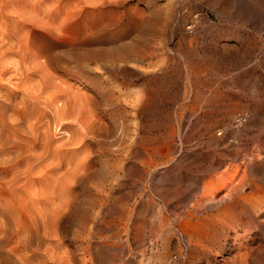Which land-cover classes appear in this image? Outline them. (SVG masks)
<instances>
[{"label":"rangeland","instance_id":"374dc122","mask_svg":"<svg viewBox=\"0 0 264 264\" xmlns=\"http://www.w3.org/2000/svg\"><path fill=\"white\" fill-rule=\"evenodd\" d=\"M0 65V264H264V0H0Z\"/></svg>","mask_w":264,"mask_h":264},{"label":"bare ground","instance_id":"6f19581e","mask_svg":"<svg viewBox=\"0 0 264 264\" xmlns=\"http://www.w3.org/2000/svg\"><path fill=\"white\" fill-rule=\"evenodd\" d=\"M77 4V3H76ZM25 16V15H24ZM34 18V17H33ZM43 19V18H42ZM1 66V65H0ZM3 66V65H2ZM6 67V66H5ZM11 69V68H10ZM20 69V68H19ZM14 70H16V69H14ZM13 70V71H14ZM35 70V69H34ZM39 71V70H38ZM26 72H27V70H26ZM28 73V72H27ZM49 75V74H48ZM50 76V75H49ZM44 79V78H43ZM48 82V81H47ZM41 85V84H40ZM39 87V86H38ZM41 87V86H40ZM56 87V86H55ZM54 87V88H55ZM59 87V86H58ZM51 88V87H50ZM53 88V87H52ZM39 90V89H38ZM35 91H36V89H35ZM51 91V90H50ZM62 91V90H61ZM57 92V91H56ZM59 93V92H58ZM53 95V94H52ZM40 98V97H39ZM57 98V97H56ZM50 99V98H49ZM51 99H53V98H51ZM59 98H57V99H55V100H58ZM13 100V99H12ZM35 100V99H34ZM69 100V99H68ZM68 100H64L65 102V104H62V107H60V108H58V110H57V107H56V110H54V108H53V110L51 111L54 115L55 114H57V115H55V116H57L58 118H60V119H63V120H65V121H68V119H70L71 120V118L73 117V116H71L72 114H70L69 113V107H68V103H69V101ZM80 100V99H79ZM39 101V100H38ZM68 101V102H67ZM80 102V101H78V100H75V102ZM58 102H61V99H59L58 100ZM63 102V101H62ZM61 102V103H62ZM72 102V101H71ZM76 102V103H77ZM73 103V102H72ZM81 103V102H80ZM70 104V103H69ZM73 105V104H72ZM71 105V106H72ZM77 105V104H76ZM55 106V105H54ZM74 106H75V103H74ZM78 106V105H77ZM77 106H75L74 108L76 109V107ZM84 106V105H83ZM52 107H53V105H52ZM51 107V108H52ZM59 107V106H58ZM22 108V107H21ZM45 109V108H44ZM12 110V109H11ZM40 111V110H39ZM56 111V112H55ZM47 112V111H46ZM72 112V111H71ZM74 113V112H73ZM84 114H85V112H84ZM79 117V116H78ZM14 118V117H13ZM73 119V118H72ZM63 120H60V122H62ZM80 120V119H79ZM64 122V121H63ZM77 121H75V123H76ZM84 122V121H83ZM13 124H14V122H13ZM19 124V123H18ZM58 124V123H57ZM79 124V123H78ZM79 125H81V123L79 124ZM61 126V125H60ZM51 127V126H50ZM23 128V127H22ZM55 128V127H54ZM86 129V128H85ZM87 129H89V128H87ZM17 130V129H16ZM94 130V129H93ZM88 131V130H87ZM83 133V132H82ZM86 134V133H85ZM88 134V133H87ZM86 134V135H87ZM91 134V133H90ZM55 135V134H54ZM66 135V134H65ZM85 135V136H86ZM58 138V137H57ZM61 138V137H60ZM79 138V137H78ZM55 139V138H54ZM68 139V138H67ZM67 141V140H66ZM7 142V141H6ZM77 142H79V141H77ZM10 143V142H9ZM11 144V143H10ZM69 144V143H68ZM61 145V144H60ZM74 145V144H73ZM62 146V145H61ZM12 148V147H11ZM34 157V156H33ZM41 159V158H40ZM46 160H48V159H46ZM45 161V160H44ZM36 162V161H35ZM58 167V166H57ZM15 168V167H14ZM53 169V168H52ZM63 170V169H62ZM45 173V172H44ZM207 189H209V188H207ZM205 190L204 192H203V198H202V200L206 203V204H208V205H210V204H214V203H216L217 202V198H216V196H215V193H214V190L211 188V189H209V190ZM234 189V188H233ZM236 192V191H235ZM241 200V199H240ZM199 202H201V201H199ZM231 205V204H230ZM225 207V206H224ZM228 207H230L229 205H228ZM233 207V206H232ZM231 207V208H232ZM238 208V207H237ZM237 208H235V209H237ZM218 211V210H217ZM226 214V213H225ZM47 217V216H46ZM42 218V217H41ZM206 218V217H205ZM43 219V218H42ZM46 219V218H45ZM199 220V219H198ZM209 220V219H208ZM185 221V220H184ZM193 221V220H192ZM48 222V221H47ZM189 222V221H188ZM209 222H210V224H211V226L212 227H214V228H219V229H224V228H227L228 230H229V220L228 219H226V218H223V219H212V220H209ZM234 222V221H233ZM235 223V222H234ZM237 224V223H236ZM198 225H200V226H203V227H205L206 228V226H207V224L204 222V221H201V222H199L198 223ZM231 226V225H230ZM200 229H201V227H200ZM199 230V229H198ZM202 230V229H201ZM200 230V232H202ZM208 230V229H207ZM223 233V232H222ZM200 234V233H199ZM209 234V233H208ZM202 235V234H201ZM188 236V235H187ZM195 236V235H194ZM203 237V236H202ZM191 238V237H190ZM190 241V240H189ZM193 241V240H192ZM191 242V241H190ZM49 255V254H48Z\"/></svg>","mask_w":264,"mask_h":264},{"label":"built area","instance_id":"2783aa9c","mask_svg":"<svg viewBox=\"0 0 264 264\" xmlns=\"http://www.w3.org/2000/svg\"><path fill=\"white\" fill-rule=\"evenodd\" d=\"M245 122H246V117L244 115H238L234 119V124H235L236 127L241 126Z\"/></svg>","mask_w":264,"mask_h":264}]
</instances>
